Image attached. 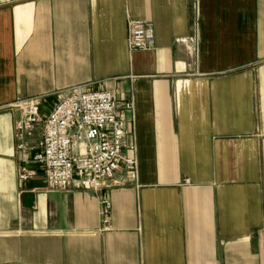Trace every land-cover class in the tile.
Here are the masks:
<instances>
[{
	"label": "crops",
	"instance_id": "crops-1",
	"mask_svg": "<svg viewBox=\"0 0 264 264\" xmlns=\"http://www.w3.org/2000/svg\"><path fill=\"white\" fill-rule=\"evenodd\" d=\"M77 90L133 104L136 185L18 179V105ZM0 264H264V0H0Z\"/></svg>",
	"mask_w": 264,
	"mask_h": 264
},
{
	"label": "built area",
	"instance_id": "built-area-1",
	"mask_svg": "<svg viewBox=\"0 0 264 264\" xmlns=\"http://www.w3.org/2000/svg\"><path fill=\"white\" fill-rule=\"evenodd\" d=\"M127 41L131 51L151 49L155 41L152 26L130 23ZM17 108L21 110L15 126L22 153L17 169L21 182L34 177L33 166L40 165L50 191H66L75 183L83 189L98 190L116 173L122 176L115 184L138 183L137 158L124 155L125 151L135 153V147L128 145L126 130L132 103L120 108L112 92L77 90L62 97L48 115L41 114L36 100ZM38 127L42 131L41 152L30 157L24 140ZM74 144L82 147L78 155L73 154Z\"/></svg>",
	"mask_w": 264,
	"mask_h": 264
}]
</instances>
